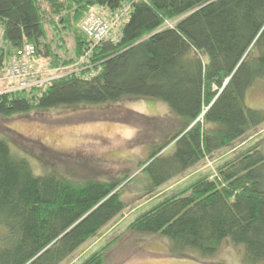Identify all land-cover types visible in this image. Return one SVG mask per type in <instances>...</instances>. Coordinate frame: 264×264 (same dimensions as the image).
I'll use <instances>...</instances> for the list:
<instances>
[{
  "label": "trees",
  "instance_id": "1",
  "mask_svg": "<svg viewBox=\"0 0 264 264\" xmlns=\"http://www.w3.org/2000/svg\"><path fill=\"white\" fill-rule=\"evenodd\" d=\"M91 12L111 25L115 39L96 43L83 29ZM25 44L35 47L30 67L40 73L28 87H20L22 78L7 79L0 116L129 96L171 106L177 126L161 140L141 139L145 126L135 123L132 147L151 149L140 163L150 195L264 124V109L246 102L250 89L264 88V0H0V76ZM66 66L72 70L43 81L46 68ZM136 113L141 121L165 120ZM263 144L264 137L215 174L161 193L128 230L168 238L177 256L189 249L214 254L230 238L244 245L246 261H263ZM171 145L175 151L166 154ZM128 176L38 174L0 138V264L63 263L127 208L121 185ZM111 245L79 264H106Z\"/></svg>",
  "mask_w": 264,
  "mask_h": 264
},
{
  "label": "rangeland",
  "instance_id": "2",
  "mask_svg": "<svg viewBox=\"0 0 264 264\" xmlns=\"http://www.w3.org/2000/svg\"><path fill=\"white\" fill-rule=\"evenodd\" d=\"M95 11L108 18L106 8L98 6ZM71 67L60 70L46 68L42 73L43 81L63 75L71 71ZM10 83L4 74L1 75L0 92L7 89ZM246 102L250 107L264 109V88L256 86L250 89ZM136 112L165 120H137ZM176 119L167 102L144 96H129L103 105H60L9 118L0 116V138H7L16 154L28 156L38 174L47 169H68L71 174L102 178L129 175L121 185L127 208L61 264H79L108 242L112 245L106 252V264H264V260L257 263L246 261L244 245H236L230 238H226L214 254L203 255L197 249H189L186 255L177 256L170 253L168 238L139 235L128 230L130 223L147 210L152 200L161 193L171 191L174 186L182 185L184 188L185 183L196 175L215 174L220 165L264 137L262 124L150 195L152 187L140 163L148 158L151 149L143 144L132 147L138 133L135 123L140 121L142 127L145 126L141 139L161 140L164 137L161 134H168L177 126ZM175 149L174 145L169 146L166 154H172Z\"/></svg>",
  "mask_w": 264,
  "mask_h": 264
},
{
  "label": "built area",
  "instance_id": "3",
  "mask_svg": "<svg viewBox=\"0 0 264 264\" xmlns=\"http://www.w3.org/2000/svg\"><path fill=\"white\" fill-rule=\"evenodd\" d=\"M82 27L93 37L96 43L108 38L115 39L111 33V25L95 12L88 14ZM35 51L36 49L32 44H25L17 49L4 73V77L6 79L22 78L20 87H28L35 83L27 80L29 77L40 73L30 67V58L35 54Z\"/></svg>",
  "mask_w": 264,
  "mask_h": 264
}]
</instances>
